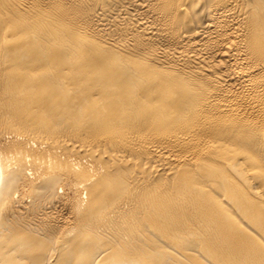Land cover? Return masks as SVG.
I'll use <instances>...</instances> for the list:
<instances>
[{
    "label": "bare ground",
    "instance_id": "obj_1",
    "mask_svg": "<svg viewBox=\"0 0 264 264\" xmlns=\"http://www.w3.org/2000/svg\"><path fill=\"white\" fill-rule=\"evenodd\" d=\"M0 264H264V0H0Z\"/></svg>",
    "mask_w": 264,
    "mask_h": 264
}]
</instances>
